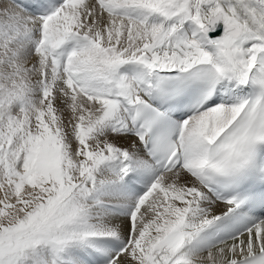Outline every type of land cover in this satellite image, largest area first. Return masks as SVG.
I'll return each instance as SVG.
<instances>
[{
	"label": "snow or ice",
	"instance_id": "1",
	"mask_svg": "<svg viewBox=\"0 0 264 264\" xmlns=\"http://www.w3.org/2000/svg\"><path fill=\"white\" fill-rule=\"evenodd\" d=\"M0 264H264V0H0Z\"/></svg>",
	"mask_w": 264,
	"mask_h": 264
}]
</instances>
